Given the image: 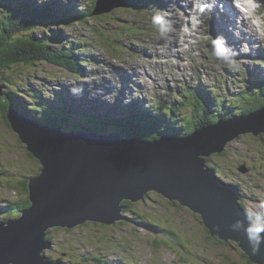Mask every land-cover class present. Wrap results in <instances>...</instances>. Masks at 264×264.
Wrapping results in <instances>:
<instances>
[{"label": "rangeland", "instance_id": "rangeland-1", "mask_svg": "<svg viewBox=\"0 0 264 264\" xmlns=\"http://www.w3.org/2000/svg\"><path fill=\"white\" fill-rule=\"evenodd\" d=\"M58 1L68 2L66 11L57 8L58 14L67 12L69 15L65 17V20L59 15L53 16L46 26L18 33L17 37L29 35L35 41H39L47 38L46 32L52 35L56 33L58 36L56 35L55 38L68 43L76 55L79 54L81 57L92 55L97 59L98 65L88 64L82 73H77L44 61L36 64L20 62L3 65L0 63V75L6 84L2 88L7 89L9 97L18 104L20 103L22 108L30 105L36 106L39 101L37 97H40L39 106L43 102L56 106L62 100L72 99L77 108L88 109L95 116L103 114L106 110L100 107L92 108L89 104V101L92 102L91 94L93 93L96 97L99 92L100 96L103 95L108 102L114 105L128 103V100L133 99L137 107L150 109L152 106L159 110L161 106L164 108L169 102L176 103L179 111L171 119L174 123L176 122L177 127L185 129L186 124L183 120L190 115V111H187V105H180V100H178L180 95L177 96L175 92L177 89L184 92V84L197 87L200 91L185 92L184 96L187 95L185 99L191 103L192 98L196 97L200 100L198 104L205 107L207 101L204 100L205 105L198 96L202 90H205L200 83L201 79L207 85L214 87L209 89L211 93L207 95L209 98L212 96L217 98L215 102H208L213 116L219 114L228 118V113L241 114L245 109L264 104V88L261 81L244 87L249 82V78L246 69L242 67L236 76L231 78L235 79L230 82V85H227L231 80L229 78L220 80V75L213 71L218 67L213 65L212 60L207 57L206 49L203 56L212 64L211 71L208 67H204L200 77L192 76L193 70L189 61L195 58L196 54L194 51L189 53L185 50L184 64L186 65L182 64L180 69H176L178 72L174 77L170 72L173 73L175 69L171 70L164 65H151L150 76L144 74L142 78H139L142 83L145 82V87L139 88L136 82L138 75L134 74V66L137 64L142 68L148 66L143 58V50L140 49L139 53H135L130 49V44L132 41V44L142 45V40L156 34V31L138 29L128 32L127 29L130 24H145L148 10L114 7L107 14L78 20L79 8L85 7L86 13V8L92 4L93 0ZM14 2L12 1L11 5L17 7ZM141 12L143 14H140ZM4 15L5 6L0 1V25H2ZM205 26L210 25L205 24ZM133 38L140 40L133 41ZM111 39H116L122 44V51L119 54H113L111 51ZM56 44L50 42L49 45L55 47ZM260 47L264 49V46ZM243 48L240 46L241 54H244ZM251 49L255 52L253 48ZM125 52L133 54V62H126L123 68L128 89L117 93L115 90L119 88L120 76L117 75V81L113 83L112 75H115V71L121 67L119 58ZM257 64L260 72L255 74L264 76V65ZM108 68L111 69V73H108ZM226 71L227 69H223L221 74ZM228 72L234 71L229 69ZM82 74L92 75L86 77L81 76ZM189 78L192 79L191 82H187ZM239 80L244 82L238 84ZM65 82L66 88H63L62 84ZM258 88H263V90ZM73 89H78V93L74 94ZM53 90H56V93L51 95ZM254 93L259 95L255 97ZM262 94L263 97L260 96ZM1 98L4 100L6 96L2 94ZM248 98L256 101L255 104H251L254 101ZM101 99L98 98V100ZM156 103L162 105L159 106ZM234 104H238L236 105L238 107L232 108ZM203 111L204 109L202 113L196 111L197 116L204 115ZM206 164L216 168V173L225 181L240 185L245 199L242 203L247 210L256 208L258 203L256 194L264 195V133L256 136L251 133L238 135L226 144L221 154L210 155ZM36 165L25 145L19 141L17 134L11 130L0 113V207L4 208L6 205L2 202V192L10 201L18 200L20 196L26 195L25 192L14 189L13 185L35 174ZM241 165L248 167L246 173H240L237 170ZM123 214L125 218L114 225L87 222L73 229L52 228L48 230L47 235L52 238L53 245L43 254L50 260L61 259L62 263L69 264L77 262L97 264L93 257L102 259V264H255L246 258L235 242L220 240L217 242V238L210 236L197 213L178 202L168 201L154 192H150L143 201L129 205ZM7 220L0 215V222Z\"/></svg>", "mask_w": 264, "mask_h": 264}, {"label": "water", "instance_id": "water-1", "mask_svg": "<svg viewBox=\"0 0 264 264\" xmlns=\"http://www.w3.org/2000/svg\"><path fill=\"white\" fill-rule=\"evenodd\" d=\"M126 3L117 0L115 5ZM112 8L108 0H97L94 14ZM5 116L40 168L26 184L30 207L17 219L0 223V264H61L43 254L52 247L49 228L69 229L87 221L113 224L123 218L124 200L138 201L149 191L178 200L199 214L211 236L236 242L249 261L264 264V245L254 254L243 231L230 227L246 213L239 203L240 188L206 166L207 157L222 153L239 134L264 133V106L186 136L148 140L43 127L11 108ZM237 170L248 169L241 165Z\"/></svg>", "mask_w": 264, "mask_h": 264}, {"label": "trees", "instance_id": "trees-1", "mask_svg": "<svg viewBox=\"0 0 264 264\" xmlns=\"http://www.w3.org/2000/svg\"><path fill=\"white\" fill-rule=\"evenodd\" d=\"M145 0H131L133 4L143 3ZM21 2V1H20ZM17 2L15 3L20 10V14H16L12 11L15 9L10 4H5L6 14L9 13V19L2 18V25H0V63L3 65H12L19 62H33V61H49L55 65L70 69L71 71L82 73L84 68L80 65H77L74 60L80 61L85 64V61L88 59L87 57H81L76 55L70 45L68 43H64L60 41L56 34L52 35L46 32L47 38L45 40L34 41L33 37H17L18 33H22L27 29L38 28L39 26H45L46 22L54 16L51 14L47 15L46 12H43L40 8H36L39 6L47 5L48 2H36L34 5V10L31 11H23V3ZM95 1H93L92 5L86 8V14L88 18L92 16V11L94 7ZM23 9V10H22ZM28 10V9H25ZM51 10L50 8H46L45 11ZM85 10V7H84ZM53 12V11H52ZM54 12L56 15L55 7ZM83 16V13L81 14ZM50 42L53 44L58 43L57 49H52L50 47ZM66 45V46H65ZM91 56L92 61H94V57ZM78 66V67H77ZM3 94L6 96V99H0V113L4 121L5 111L7 108H14L17 112L22 114L25 117H29L35 121V117H41V122L46 123L49 126L59 127L64 130H73V129H83L86 126L92 124L91 130L99 133L112 131L114 133H120V135H125L127 137H133L134 139L140 140H148L150 138H159L165 135H176V136H186L192 130L198 128L201 125L211 124L214 119L219 118V116L223 117V115L213 116L212 112L209 110V105L203 107L198 104V100L196 98H192L191 103H188L185 99L186 96L182 97L180 101V105H187V111H190V115L187 118H184L183 122L186 124L185 129L182 127H177L176 122L174 123L171 119L175 115H177L179 108L175 103L170 102V112L169 115H166L165 112H155L150 113L149 111L139 112L137 114L132 113L129 115V108H121L119 120H108L101 115L93 116L88 109L71 107L67 104L66 101H61L54 106L52 103H42L41 106L30 105L26 108H21L13 98L9 97V93L7 89L2 90ZM206 93H210L209 91L202 92L206 96ZM259 94H255L257 97ZM131 106V105H128ZM132 108V107H131ZM222 108V107H221ZM253 109L252 107H250ZM245 109L243 113L246 111H250L251 109ZM45 109V110H44ZM204 109V115L197 116L196 111H202ZM44 110V111H43ZM25 111V112H24ZM34 111V113H32ZM38 111V112H37ZM241 113V114H243ZM127 115L126 117H122V115ZM229 114V113H228ZM227 114V115H228ZM226 115V114H224ZM103 117V118H102ZM122 119V120H121ZM185 126V125H184ZM106 129V130H104ZM30 157L34 160L36 165V173L33 175H29L27 179L23 181L17 182L14 186V189L19 190L20 192H25V196H20L18 200L13 199L12 201L7 199L5 194L3 195L2 202H5V207H0V215L8 219L7 221L17 219L21 211L23 209H28L30 207V203L28 201V191L26 188L27 181L29 178L37 175L39 173L40 164L36 158L30 154ZM207 166L212 167L207 164ZM216 169V168H215ZM149 195V194H148ZM146 195V197L148 196ZM131 202L123 201L124 209L129 208L128 204ZM130 205H133L131 203ZM125 218V217H124ZM123 218V219H124ZM122 219V220H123ZM87 222L79 224L73 228L81 226ZM98 223V222H96ZM102 224V223H101ZM54 228H63L60 226H55ZM69 228V229H73ZM48 239L52 240L50 236H47ZM219 242V240H216ZM229 242V241H222ZM50 259V258H49ZM83 259H86L83 257ZM97 264H102L103 260L99 257H93ZM79 261V259H77ZM59 261L62 263L61 259ZM69 264V263H62ZM76 264H79L77 262Z\"/></svg>", "mask_w": 264, "mask_h": 264}, {"label": "clouds", "instance_id": "clouds-1", "mask_svg": "<svg viewBox=\"0 0 264 264\" xmlns=\"http://www.w3.org/2000/svg\"><path fill=\"white\" fill-rule=\"evenodd\" d=\"M230 2L237 11L238 19L244 23L248 34L264 43V0H230ZM217 5L218 0H193L192 26L204 24L206 19L210 18L212 9ZM151 24L155 28L158 40L164 42V47L161 49L163 54L167 51V45L172 42L171 37L176 29L166 13L159 9L152 14ZM182 30L188 33V25L185 24ZM184 47L187 48L188 45L185 44ZM211 48L213 57L223 66L234 72L241 70L242 63L238 59L239 53L228 44L223 35L211 39ZM243 51H248L246 45ZM72 91L76 94L79 90L73 89ZM256 195L258 197L256 208L246 210L243 220L236 219L230 225L233 231H243L254 254L260 250L261 245H264V195L260 193Z\"/></svg>", "mask_w": 264, "mask_h": 264}, {"label": "bare ground", "instance_id": "bare-ground-1", "mask_svg": "<svg viewBox=\"0 0 264 264\" xmlns=\"http://www.w3.org/2000/svg\"><path fill=\"white\" fill-rule=\"evenodd\" d=\"M174 1L175 0H163V1H160V0H152V2H153V4L155 5V6H157V7H159V9H163L166 5H167V7H168V10H167V13H168V16H169V19L170 20H172V22H173V25H174V27H175V29H176V31H175V33L172 35V37H171V40H173L174 42H175V44L174 45H171V44H168L167 45V51L165 52V53H161V49L164 47V42L163 41H161V40H158V41H153L154 39H152V41H148L146 44V46L148 47V46H151L152 47V50H150V52H151V54H152V56L154 57V58H156L155 59V61L153 62V63H155L154 65H158L159 66V63H158V61L159 62H165V61H163L162 60V57H166V61H168V62H170L174 67H176V62L174 61V58H177V55L180 53V51L183 49V45H184V42H182L180 39H179V32H178V29H177V26H176V24L177 23H180V22H184V20H181V18H184L183 16H186V14L185 15H183V16H181L180 17V14H179V9H181L180 7H178L175 3H174ZM184 1H186V4H188V6H189V4H190V1L191 0H184ZM219 1H221V2H223V4H226V8H225V10H227V15L229 16V19H228V16H226V15H222L221 16V14H219L218 16H215L214 17V8L212 9V11H211V14H212V24L210 25V29H211V32L214 34H218V35H222L223 33H222V31L226 34V35H228L229 36V38H230V40H231V42L230 41H228V39H227V42H228V44L232 47V48H234L238 53L240 52L239 50H240V46L242 47H245V45L247 46V48H248V51H244L243 53L244 54H241L242 56H241V58L242 59H239L240 61H242V60H244V62L245 61H247V59L249 58V61L247 62V64H245L244 66L246 67V69H248L249 71L250 70H252L253 69V71H259V67L256 65V63H255V60L253 59V58H251V57H255V55H259L262 59H264V49L263 48H261L260 46H258V44H257V40L254 38V37H252V36H250L249 34H248V32L246 31V29H245V26H244V23L242 22V21H240L238 18L236 19L235 17H233L235 14H236V16L238 17V14H237V11L234 9V7L232 6V4H230L231 2H229L230 0H219ZM72 2H75V0H72ZM112 5L114 6L115 5V3H112ZM61 7H63V6H61ZM187 10V9H186ZM189 11H190V15H191V13H193V10L192 9H188ZM79 17H82L81 16V14L83 13V11H82V8L80 9L79 8ZM77 13V12H76ZM84 14V13H83ZM140 14H143L142 12L140 13ZM188 15V14H187ZM227 23H229V27H231V28H233V29H231V31L232 32H234L235 31V29L237 28L238 29V34H239V36H241L242 37V39H245L244 40V42H246V44L244 43H242L241 42V38H234V37H232L230 34H232V33H230V31L227 29ZM236 29V30H237ZM195 30V32L194 31H190V34H192L193 32H194V34L195 33H197L198 32V29L197 28H195L194 29ZM234 30V31H233ZM134 31V30H133ZM152 31V30H151ZM153 32V31H152ZM201 33H203V32H201ZM56 34V33H55ZM57 35V34H56ZM181 35H184V36H187V34H182L181 33ZM224 35V34H223ZM58 36V35H57ZM188 36H190V35H188ZM225 36V35H224ZM201 37V36H200ZM226 37V36H225ZM193 39H194V41H196L197 40V37H193ZM239 44H241V45H239ZM140 45V44H139ZM58 44H56L55 45V47H53V46H51V48L52 49H57L58 48ZM262 46V45H261ZM251 48H253L254 50H255V52L251 49ZM149 50V49H148ZM175 53V54H174ZM257 53V54H256ZM87 56V60L85 61V64H83V63H81L80 61H77V60H74V62L77 64V65H80L81 67H83L84 69L86 68V66L88 65V64H94L95 62L94 61H92V59H91V56H89V55H86ZM181 59H183V58H181ZM147 60H149V59H147ZM162 60V61H161ZM184 64V63H183ZM184 65H186V64H184ZM78 67V66H77ZM148 69L146 70V73H148ZM169 74V73H168ZM173 74V73H172ZM142 78L143 76H141V75H138V77H137V79H136V82H137V84H138V86H140V82H141V79H139V78ZM200 77V76H199ZM224 77V74L223 75H221L220 76V78L222 79ZM228 81V80H227ZM63 85V88H66V82L65 83H63L62 84ZM110 85V84H109ZM145 84H144V82H143V86H144ZM227 87V86H226ZM56 93V90H53L50 94L51 95H53V94H55ZM81 93H83V92H81ZM100 94L101 93H99V92H97V94H96V97H94V94L92 93L91 94V100H92V102H90L89 101V104L91 105V107L92 108H96V107H100V108H106L107 109V111H110V113L112 114V113H114L115 112V110H114V108H113V106H114V104H112V103H110V102H108V100L107 99H105L104 98V96L102 95V96H100ZM98 95H99V97H98ZM93 97V98H92ZM98 98L100 99V98H102L101 100H98ZM95 99V100H94ZM62 101H65V100H62ZM38 102H40V101H37V105L36 106H39V103ZM66 102H67V104L69 105V106H71V107H73V106H75L74 105V101L72 100V99H69V100H66ZM22 108V107H21ZM109 108H111V109H109ZM11 109H13V110H15L14 108H11ZM45 110V109H44ZM43 110V111H44ZM163 109H160V111H162ZM150 111V110H149ZM160 111H155V112H160ZM15 112H17L16 110H15ZM38 112V111H37ZM154 111H150V113H153ZM17 113H19V112H17ZM20 114V113H19ZM22 115V114H21ZM23 116V115H22ZM127 115H124L123 117H126ZM39 118H41V117H35V119H36V123L39 125V126H46L47 124L46 123H43V122H41V120L42 119H39ZM107 132V131H106ZM110 133H112V134H114V135H116L117 137H119L120 136V133H114V132H111V131H109ZM172 136H176V135H172ZM126 138H128L127 136H126ZM213 167V166H212ZM216 171V170H215ZM217 174V173H216ZM217 176L219 177V175L217 174ZM221 178V177H220ZM229 182H231V181H229ZM232 183V182H231ZM232 184H234V185H236L238 188H240L239 186H238V184H236V183H232ZM240 192V191H239ZM239 199L240 200H242V201H245V199H244V196H243V198H242V194H241V192L239 193ZM4 200V199H3ZM5 203V202H4ZM228 241H231V240H228Z\"/></svg>", "mask_w": 264, "mask_h": 264}, {"label": "flooded vegetation", "instance_id": "flooded-vegetation-1", "mask_svg": "<svg viewBox=\"0 0 264 264\" xmlns=\"http://www.w3.org/2000/svg\"><path fill=\"white\" fill-rule=\"evenodd\" d=\"M238 184V183H237ZM238 186L240 187V185L238 184ZM240 192H241V194H242V198H243V192L241 191V187H240ZM242 201V200H241Z\"/></svg>", "mask_w": 264, "mask_h": 264}]
</instances>
